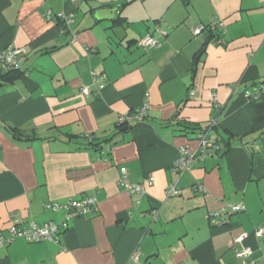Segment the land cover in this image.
<instances>
[{"label": "crops", "instance_id": "crops-1", "mask_svg": "<svg viewBox=\"0 0 264 264\" xmlns=\"http://www.w3.org/2000/svg\"><path fill=\"white\" fill-rule=\"evenodd\" d=\"M105 8L114 20L96 19ZM59 14L73 19L65 32ZM218 20L222 43L194 34ZM147 35L159 46L140 47ZM11 47L28 53L0 81V236L12 214L68 225L58 242L0 247V264H264V0H0V53ZM146 103L144 120L119 128ZM207 126L223 151L177 176L181 149L199 147L192 129ZM121 168L146 186L138 205ZM86 197L97 202L86 216L47 208Z\"/></svg>", "mask_w": 264, "mask_h": 264}, {"label": "built area", "instance_id": "built-area-1", "mask_svg": "<svg viewBox=\"0 0 264 264\" xmlns=\"http://www.w3.org/2000/svg\"><path fill=\"white\" fill-rule=\"evenodd\" d=\"M47 18H51V12L46 13ZM58 18L60 21L64 22L65 25L69 26L73 19L72 17H67L64 14H59ZM212 26H217L221 32L225 33V23L222 20H218L210 24ZM204 27L202 26L194 31L196 36H199L204 31ZM167 35V32H164V36ZM222 43V42H220ZM139 46L143 48H155L159 46V42L152 37L151 35H147L140 42ZM27 50L25 48H8L0 53V81L3 80V76L12 71L19 69L22 62L24 61ZM104 84H100L97 87L96 91H92L89 87L82 88V94L85 96H89L91 94L99 95L104 89ZM264 90L260 92L263 93ZM190 95H194V92L191 91ZM259 95V94H258ZM150 107L149 104H144L142 107L134 110L129 113L125 118L121 120V123L131 122V121H142L148 115ZM215 126V123L211 125ZM199 147L197 150L193 151L189 147H184L181 149V155L179 160L175 164V169L177 172V176H181L184 172L189 171L192 168V164L196 158H202L204 155H208L211 153H220L223 151V147L218 141V139H213L209 137V132H205L199 135L198 138ZM259 148L255 147V151H258ZM152 180V179H150ZM118 185L121 186L130 196H132L134 203L138 205L141 202V199L146 193V186L144 184H135L129 180L128 171L126 168H121L120 170V178L118 181ZM197 192H206V189L202 185H196L193 187ZM179 190L176 189L175 186H172L170 190H168V197L173 194H178ZM47 208L52 209L53 211H64L66 214V219L69 220L75 217L86 216L88 214H92L97 209V202L94 198H83L79 200H68L65 203H49ZM244 206L239 205H227L220 210L214 211L209 214V221L212 225L222 224V217L227 215H233L239 213L244 210ZM17 216L15 214L11 215L12 225L8 230L7 236H0V247L8 245L12 243L14 240L18 238H23L31 243H40L44 240L58 242L59 236L61 234L60 227L62 226L64 229L67 228V222H63L60 226L53 224H45L40 226L34 222L30 223L28 226H24L19 223ZM255 237L260 239L264 238V225L258 228L255 231ZM244 241V236H239L234 240V243L241 244ZM253 254V251L249 247H243L242 249L236 251V256L239 259L247 260ZM133 259L138 261V253L133 256Z\"/></svg>", "mask_w": 264, "mask_h": 264}, {"label": "trees", "instance_id": "trees-1", "mask_svg": "<svg viewBox=\"0 0 264 264\" xmlns=\"http://www.w3.org/2000/svg\"><path fill=\"white\" fill-rule=\"evenodd\" d=\"M62 23V27H63V31L65 32V29L67 28H64L65 26V23L64 22H61ZM202 34L204 36H207V43H211V41L215 40L217 43L221 42L222 41V32L220 31V29L217 27V26H212V25H207L204 27V31L202 32ZM27 56V55H26ZM20 71V68L19 69H16V70H12L8 73H6L4 76H3V80L6 79L8 77L9 74L11 73H15V72H19ZM128 126H130V122H124V123H120L119 125V128L120 129H123V128H127ZM208 126L205 127V128H195V129H192L191 132L193 133H197L198 135H201L205 132L208 131ZM211 128H215L216 129V126H211ZM86 140L89 141V143L91 145H94L95 147L99 148V146L101 147L102 144H97L96 141L94 140V137H84ZM199 138V137H198ZM218 141H222L221 140H218ZM99 150V149H98Z\"/></svg>", "mask_w": 264, "mask_h": 264}, {"label": "water", "instance_id": "water-1", "mask_svg": "<svg viewBox=\"0 0 264 264\" xmlns=\"http://www.w3.org/2000/svg\"><path fill=\"white\" fill-rule=\"evenodd\" d=\"M117 12V9H101L98 12H96L95 17L99 21L103 20H114L115 19V13Z\"/></svg>", "mask_w": 264, "mask_h": 264}]
</instances>
